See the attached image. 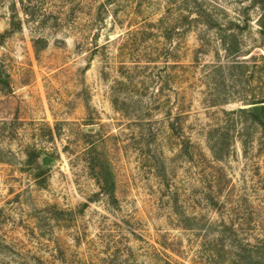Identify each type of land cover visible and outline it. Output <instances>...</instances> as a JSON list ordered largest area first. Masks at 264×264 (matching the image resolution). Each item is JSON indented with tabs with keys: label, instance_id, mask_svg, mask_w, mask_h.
Instances as JSON below:
<instances>
[{
	"label": "rangeland",
	"instance_id": "rangeland-1",
	"mask_svg": "<svg viewBox=\"0 0 264 264\" xmlns=\"http://www.w3.org/2000/svg\"><path fill=\"white\" fill-rule=\"evenodd\" d=\"M33 1L0 0V264H264V0Z\"/></svg>",
	"mask_w": 264,
	"mask_h": 264
},
{
	"label": "trees",
	"instance_id": "trees-1",
	"mask_svg": "<svg viewBox=\"0 0 264 264\" xmlns=\"http://www.w3.org/2000/svg\"><path fill=\"white\" fill-rule=\"evenodd\" d=\"M35 1L28 0V3H26V0H19L20 10L21 13L26 17V19H31L32 21H35L37 17H40V13L38 11V8L34 6ZM100 9H102V4L99 5ZM10 20L12 21V29L13 30H20L21 28V22L22 20L19 17L16 4L13 3V5L10 7ZM38 17V19H39ZM264 18H260L258 21L261 27V32L264 34ZM16 23V25L14 24ZM16 26V27H14ZM226 51L231 53L232 50V44L228 45L226 44ZM261 105V111L258 114H255L251 111V109H241L240 113L244 115H248L253 121H255L261 128H264V101L258 102ZM38 153L35 154L34 157H36Z\"/></svg>",
	"mask_w": 264,
	"mask_h": 264
},
{
	"label": "water",
	"instance_id": "water-1",
	"mask_svg": "<svg viewBox=\"0 0 264 264\" xmlns=\"http://www.w3.org/2000/svg\"><path fill=\"white\" fill-rule=\"evenodd\" d=\"M248 108L251 109V111H252L253 113H255V114H258V113H260V111H261V106H259V105L249 106ZM43 162H44L45 164H48V163H49V159H48V158H45V159L43 160Z\"/></svg>",
	"mask_w": 264,
	"mask_h": 264
},
{
	"label": "built area",
	"instance_id": "built-area-1",
	"mask_svg": "<svg viewBox=\"0 0 264 264\" xmlns=\"http://www.w3.org/2000/svg\"><path fill=\"white\" fill-rule=\"evenodd\" d=\"M0 183H1V181H0Z\"/></svg>",
	"mask_w": 264,
	"mask_h": 264
}]
</instances>
